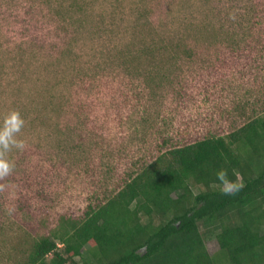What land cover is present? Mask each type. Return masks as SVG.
<instances>
[{
  "label": "rangeland",
  "instance_id": "rangeland-1",
  "mask_svg": "<svg viewBox=\"0 0 264 264\" xmlns=\"http://www.w3.org/2000/svg\"><path fill=\"white\" fill-rule=\"evenodd\" d=\"M258 5L264 17V0H0V128L13 111L24 120L14 137L23 146L0 149L12 166L0 177V264H20L24 239L115 194L160 149L262 115L257 44L212 43L225 30L250 37ZM183 44L195 53L186 66ZM162 69L184 93L165 92L158 111L141 114L128 84Z\"/></svg>",
  "mask_w": 264,
  "mask_h": 264
},
{
  "label": "trees",
  "instance_id": "trees-1",
  "mask_svg": "<svg viewBox=\"0 0 264 264\" xmlns=\"http://www.w3.org/2000/svg\"><path fill=\"white\" fill-rule=\"evenodd\" d=\"M249 22L250 37L243 31L235 38L225 30L216 32L212 43L257 44L263 57L259 5ZM186 47L179 48L182 66L195 56ZM162 74L163 69L154 83L141 76L130 80L128 87L136 90L131 99L141 105V114L158 111L165 92L184 93L180 75ZM159 153L80 217L62 218L49 236L24 239L20 264H264V110L225 136H207ZM222 169L242 184L238 192L222 193L216 179ZM210 240L218 245L212 255Z\"/></svg>",
  "mask_w": 264,
  "mask_h": 264
},
{
  "label": "clouds",
  "instance_id": "clouds-1",
  "mask_svg": "<svg viewBox=\"0 0 264 264\" xmlns=\"http://www.w3.org/2000/svg\"><path fill=\"white\" fill-rule=\"evenodd\" d=\"M24 126V120L18 112L13 111L5 118L2 128H0V149L10 150L11 147H22L23 143L14 137ZM12 166L4 160H0V177L6 176L11 172ZM216 179L220 182L221 191L224 195H231L240 190L242 184L234 182L228 178L226 170L216 173Z\"/></svg>",
  "mask_w": 264,
  "mask_h": 264
}]
</instances>
